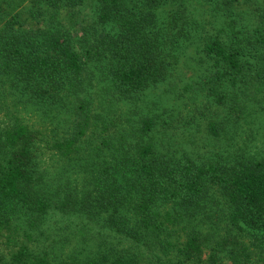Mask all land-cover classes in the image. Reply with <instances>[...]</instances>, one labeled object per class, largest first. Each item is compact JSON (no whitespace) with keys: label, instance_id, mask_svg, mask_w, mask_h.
<instances>
[{"label":"trees","instance_id":"1","mask_svg":"<svg viewBox=\"0 0 264 264\" xmlns=\"http://www.w3.org/2000/svg\"><path fill=\"white\" fill-rule=\"evenodd\" d=\"M0 264H264V0H0Z\"/></svg>","mask_w":264,"mask_h":264},{"label":"rangeland","instance_id":"2","mask_svg":"<svg viewBox=\"0 0 264 264\" xmlns=\"http://www.w3.org/2000/svg\"><path fill=\"white\" fill-rule=\"evenodd\" d=\"M177 143L178 145H182L181 140H178ZM47 234H49V237L47 238V241H45L46 244H50L51 241H53L55 238L63 237L66 239L72 237V235L70 234V228L57 229V231L49 230Z\"/></svg>","mask_w":264,"mask_h":264}]
</instances>
